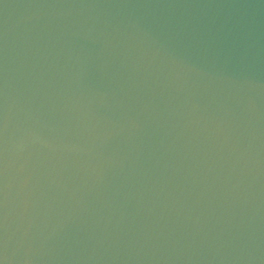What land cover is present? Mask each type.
Listing matches in <instances>:
<instances>
[{"label":"water","instance_id":"water-1","mask_svg":"<svg viewBox=\"0 0 264 264\" xmlns=\"http://www.w3.org/2000/svg\"><path fill=\"white\" fill-rule=\"evenodd\" d=\"M0 264H264V0H0Z\"/></svg>","mask_w":264,"mask_h":264}]
</instances>
